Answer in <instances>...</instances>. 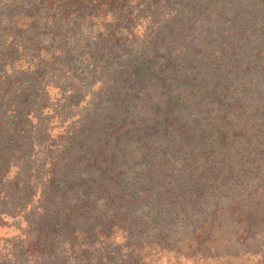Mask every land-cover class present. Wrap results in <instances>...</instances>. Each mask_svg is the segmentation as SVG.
I'll use <instances>...</instances> for the list:
<instances>
[{"label":"trees","instance_id":"trees-1","mask_svg":"<svg viewBox=\"0 0 264 264\" xmlns=\"http://www.w3.org/2000/svg\"><path fill=\"white\" fill-rule=\"evenodd\" d=\"M187 263L264 264V0H0V264Z\"/></svg>","mask_w":264,"mask_h":264},{"label":"rangeland","instance_id":"rangeland-1","mask_svg":"<svg viewBox=\"0 0 264 264\" xmlns=\"http://www.w3.org/2000/svg\"><path fill=\"white\" fill-rule=\"evenodd\" d=\"M46 12H49V17H54L56 16V14H52V11L47 10ZM91 50V48L89 49ZM92 56L93 55H84L83 58H81L78 62L76 67L74 68V70L72 72L69 73V80H73V78L80 80L82 82H85V86L84 88L87 87L88 82H87V76H89V78H93V77H97L98 76V71H99V67L94 69L95 63L94 60H92ZM99 66V65H97ZM68 81H64V84L66 85ZM60 90L59 89H54L51 88L50 89V96L52 97V101H54L56 99V97H59ZM188 264V263H187Z\"/></svg>","mask_w":264,"mask_h":264}]
</instances>
